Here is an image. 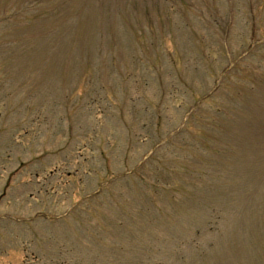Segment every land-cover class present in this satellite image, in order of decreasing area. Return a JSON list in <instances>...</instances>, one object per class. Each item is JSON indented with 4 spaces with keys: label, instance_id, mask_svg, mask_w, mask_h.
I'll list each match as a JSON object with an SVG mask.
<instances>
[{
    "label": "rangeland",
    "instance_id": "rangeland-1",
    "mask_svg": "<svg viewBox=\"0 0 264 264\" xmlns=\"http://www.w3.org/2000/svg\"><path fill=\"white\" fill-rule=\"evenodd\" d=\"M0 264H264V0H0Z\"/></svg>",
    "mask_w": 264,
    "mask_h": 264
}]
</instances>
